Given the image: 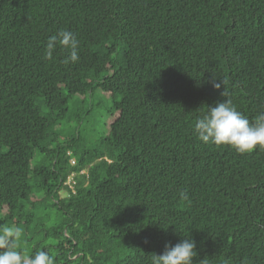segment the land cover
Masks as SVG:
<instances>
[{
  "label": "trees",
  "instance_id": "16d2710c",
  "mask_svg": "<svg viewBox=\"0 0 264 264\" xmlns=\"http://www.w3.org/2000/svg\"><path fill=\"white\" fill-rule=\"evenodd\" d=\"M60 29L75 63L44 58ZM95 90L111 104L87 146ZM224 99L264 111V0H0V229L55 264H112L99 249L133 241L151 264L169 238L195 241L193 264H264V149L193 132Z\"/></svg>",
  "mask_w": 264,
  "mask_h": 264
},
{
  "label": "clouds",
  "instance_id": "9594fccd",
  "mask_svg": "<svg viewBox=\"0 0 264 264\" xmlns=\"http://www.w3.org/2000/svg\"><path fill=\"white\" fill-rule=\"evenodd\" d=\"M57 45L69 49V55L63 63H75L79 60L78 43L75 35L65 29H60L54 35L47 38L45 46V59H52L53 52ZM212 87L219 89L224 82L211 81ZM222 96L226 95L224 92ZM195 136L204 143H212L217 146L228 145L238 153H250L259 146L264 149V111L250 121L247 116L237 110L236 106L229 99L216 102L208 107L207 111L199 117L193 126ZM70 150L66 155H70ZM69 157V156H68ZM70 164L73 158L70 156ZM62 187H64L62 185ZM181 199L187 200V193H181ZM22 235V229L16 226L0 229V264H55V258L45 250H40L35 255L24 256L17 249L15 241ZM175 239H167L159 249L160 254L153 253L151 264H193V257L196 256V244L191 238H183L179 242ZM171 244H169V243ZM124 246H113L107 243L99 249V252L112 256V264H138L143 262L145 253L142 252V243L131 242L127 248L132 250L131 258L122 257L121 249ZM122 260L120 262V259ZM227 264V261L224 262Z\"/></svg>",
  "mask_w": 264,
  "mask_h": 264
},
{
  "label": "rangeland",
  "instance_id": "374dc122",
  "mask_svg": "<svg viewBox=\"0 0 264 264\" xmlns=\"http://www.w3.org/2000/svg\"><path fill=\"white\" fill-rule=\"evenodd\" d=\"M76 99H80V97H76ZM86 99L87 103H93L95 105L92 107L91 115L87 119V132L84 135V138L87 146H94L95 139L101 131V122L106 121L105 114L107 107L111 104V101L102 96L98 90H95L91 95L86 94ZM63 136L68 138V130L64 131ZM61 139L62 138L59 137L58 140ZM39 158L40 156L38 155L37 160H39Z\"/></svg>",
  "mask_w": 264,
  "mask_h": 264
}]
</instances>
